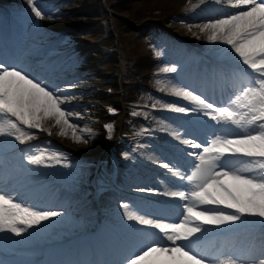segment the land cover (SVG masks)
<instances>
[{
  "label": "snow or ice",
  "instance_id": "obj_1",
  "mask_svg": "<svg viewBox=\"0 0 264 264\" xmlns=\"http://www.w3.org/2000/svg\"><path fill=\"white\" fill-rule=\"evenodd\" d=\"M207 2L188 0V9L195 10ZM213 2L226 3L237 11L195 27L209 43L226 46V53L238 58L230 76L232 90L226 101L217 103L187 86L156 80L160 91L190 107L156 100L151 105L153 109L205 117L212 124L200 120L186 121L180 127L162 124V130L174 141L191 149L180 150L190 158L189 167L183 170L171 161L162 162L159 166L170 174L167 181H161L163 190L140 187L136 191L178 201L176 205H165L178 208V218L142 213L122 203L127 221L152 231L140 233L137 244L123 256L121 264H264V241L258 260L251 246L227 252L213 250L206 243L210 229L240 233L259 226L264 235V0ZM27 4L35 19L53 18L37 0H27ZM177 71L176 66H163L158 75L169 76ZM59 92L39 76L0 62V141L26 145L36 139L35 131L51 136L52 128H57L59 136L70 134L75 143L87 144L86 136L92 130L80 129L72 117H82L64 107L75 97ZM108 111L114 112L112 108ZM48 122L51 127H45ZM105 127L111 139L113 125ZM23 158L34 166L70 167L64 154L48 148L29 149ZM62 215L60 211L26 205L13 192L0 189V235L24 237Z\"/></svg>",
  "mask_w": 264,
  "mask_h": 264
},
{
  "label": "rangeland",
  "instance_id": "obj_2",
  "mask_svg": "<svg viewBox=\"0 0 264 264\" xmlns=\"http://www.w3.org/2000/svg\"><path fill=\"white\" fill-rule=\"evenodd\" d=\"M78 1L79 2H77V3L71 2L70 4H73V7L81 6L79 9H81L82 11H84V10L89 11L90 10L91 12L92 11H94V12H92V13L86 12L89 14V15H86L88 17V19L86 17H84V18H80L79 20H75V21L72 20L71 21L72 26L73 25H79L78 23H82V21H84V20H86V21L83 22L84 23L83 25L88 24V23H97L96 21H98L99 18L101 21L100 24L101 23L106 24L109 22V19H110V11L113 14L118 15V17H119L116 20L117 23L114 22V27L116 30H118V32H116L115 34L111 32L109 35L103 36V34L101 32L102 29L96 28V31L91 30L92 33L89 34L88 32H90V31H88L85 33L86 35H83V36H87L86 38L89 37V38H92L93 40H96V41H94V43H96V44L98 43L97 40L100 43H103L105 45L102 49L104 55H106V51H108L109 53L111 52L110 47H111V45H115L116 41L122 45L124 43H129L130 41H135L136 39L141 40L142 35H139V33L137 31L138 30L137 27L140 23L145 24L147 21H153V22L157 23L156 21H158V20L162 21L165 18L172 16L175 12L178 11V9H171V8H167L166 6L157 5L155 3H152L150 0H124V2H121V4H118L117 1L113 2V0H112V4L114 6H111L109 4L108 0H78ZM0 2L2 3L3 0H0ZM41 2L43 3V7L46 8L48 14L50 12H54V11H63L67 7V5L61 4L58 0H41ZM103 4H106V6L108 5L107 8L109 7L108 8L109 11L105 12L104 14H101V10H98V9ZM96 12L98 15L96 14ZM96 16H98V17L95 19ZM167 21H169V20L164 21V23ZM73 27H71V28H73ZM82 29H79V30L84 31ZM84 29L87 30V27H84ZM67 31H69V28L63 30V32H67ZM79 35H81V34L74 36L71 40L74 42H78L79 38H80ZM142 43L146 46V50L142 48L143 47ZM80 44L81 43H77L76 45L79 46ZM145 46H144V48H145ZM140 49H141V51L140 50L137 51L138 54H137V52L134 54V57L132 60L133 62L131 64L132 65L131 68H133V71H134L136 66H138V67L141 66L140 67L141 70L147 71V72H143L141 70H138V68L136 69V71H138V75L142 76V79H140L139 83H141L142 86H145V85H147V81L149 79V78H147L149 75L148 74L149 70L147 68L143 69L145 62L142 63V60H144V57H141V56L142 55H148V53H156L157 50L154 48V46H152V44H150L149 40H144V41L141 40L140 41ZM111 56H114L113 57V61H114L115 55L111 54ZM98 57H100V56H98ZM75 63H80V62H75ZM68 77H70V76H68ZM101 78L102 77H99V81L101 84L100 88H99V90L101 89L100 91L99 90L96 91L94 89V86H92V88H80V87L76 86L74 82L67 83V84H73L76 86L75 91H77V92L73 93V91H70L71 92L70 95H72V97H75V98L78 95L79 101L83 100V101H81L82 106L88 107V108H85V110H84L85 113H82L83 118L87 122H91V121L97 122L99 120L98 119L99 116H97L98 113H100L102 111L101 113L106 115V111L108 108H112L119 103V102H116L118 99L114 98V96L117 94H120L121 90H119V87L117 85L115 86L114 81H112L114 79L111 80L110 78H106V77H103L104 79L103 78L101 79ZM67 79H65V80H67ZM104 81H105V83H104ZM109 81H110V83H109ZM149 82L151 83L152 79H150ZM149 82H148V84H149ZM132 84H134L133 81L129 80L127 85L124 86V94L125 95L129 94L130 96H132L133 92H134V94L137 92V86H131ZM67 86L68 85H66L65 88H67ZM97 87L95 86L96 89H97ZM104 91H106L108 93L105 101H103V102H102V100L98 101L97 97H101V95H104ZM65 94H66V92H65ZM64 96H66V95H64ZM125 104H127V102L124 103V105H123L124 107H125ZM95 107H97L99 109V112L96 114L97 117L96 116L94 117V115H93L94 114L93 109ZM117 107H119V106H117ZM115 120L117 121V118ZM99 122H100V120H99ZM47 124H48V127H51V122H48ZM93 125H96V123H94ZM100 125H101V127L104 128V123H102V124L100 123ZM102 135H104L103 132H102ZM58 153H62V152H58ZM61 171H66V170L64 167H62ZM60 174L61 173L58 172L56 176L59 178ZM51 233L52 232H50L49 230L47 231V234H51ZM39 235H40V237L41 236L44 237L45 233L43 231H41V232H39ZM241 238L243 239L244 235H242Z\"/></svg>",
  "mask_w": 264,
  "mask_h": 264
},
{
  "label": "bare ground",
  "instance_id": "obj_3",
  "mask_svg": "<svg viewBox=\"0 0 264 264\" xmlns=\"http://www.w3.org/2000/svg\"><path fill=\"white\" fill-rule=\"evenodd\" d=\"M150 1L152 3L157 4V5L166 6L167 8H171V9H178L181 5L183 6V4H184V8H187L188 9V0H150ZM196 2H197V0H193V3H196ZM17 3H20L21 4L22 1H18ZM214 4H216V3H214L213 0H208L207 3H205V4H203L200 7H198V8L195 9V10L198 11V13L196 15L208 13L209 10H210V8H211V6L214 5ZM80 7L81 6H78L77 9H79ZM73 9H76V8H73ZM67 11L70 12L71 9L70 10H67ZM89 13H92V12H89ZM70 14H76V13L74 11H71ZM72 20L75 21L77 19L73 16V17H70V19L68 21L65 20V23H62V22L55 23L53 20L48 19L47 17L43 21H40V20L35 19L34 16L33 17L31 16L29 22L31 23V25L40 28V33L41 34H46L49 37L50 35H52V33H50V31H56L57 30V33H59V32L62 33L63 30L68 29L71 26V25H69V23L71 24L72 23L71 22ZM164 26L167 27V28H169L171 33H175V34H177L179 36H184L185 35V38L186 39H189V36H191L192 38H196L194 32L189 31V26H184L182 24H178L177 21L176 22H173L172 19H170L169 21L165 22L164 23ZM190 26H192V25H190ZM81 52H82V49H81ZM81 59L84 62H87L88 61V58L87 57L85 59L84 58H81V57H78L77 59H74V63L75 62H79ZM66 76H70V75H66ZM97 78H99V76H97ZM78 80H79L78 76H75L74 75V76L68 77L67 80L62 81L61 83L63 85H68L67 83H72V82L77 83ZM104 83H105V81H104ZM92 84H94V82H92ZM100 85H101L100 82H98V83L95 84L96 87L98 86L97 89H96V91L99 90ZM97 100L98 101H101L102 99L100 97H97ZM118 101H121V98H119ZM96 126H97V123H96V125H93V124L91 126L90 125H86L84 127H79V128L80 129L90 128L91 130L98 131V126L97 127ZM91 132H93V131H91ZM54 134H55V136L61 142L66 143L67 145H69L72 142V141L71 142H64L66 139H70L69 137H61V136H58L56 132H54ZM86 139L88 140V143L87 144H83V143L78 144V143H76L77 144V149L79 150V152H78L79 154H77V155H79L78 158H83L84 155L87 154V152H86L87 149L91 148L92 146L96 147V146H98V145L101 144L100 143V136H99V138L96 139L94 137V134H88ZM71 149H75V148H71ZM75 155L76 154H74L73 157H75ZM89 215H90V211L88 210V216ZM79 226H80V224L76 225V224L70 222V225L66 229H68V233H73L74 231L80 230V228L82 226L81 227H79ZM77 227H79V228H77ZM210 232H214L213 229H210L208 233H210ZM223 239H225V237ZM236 239H237L236 240L237 243H240L239 248L244 249V250H247L250 246L254 248V246H252V244H251L252 242L250 241V238L247 239L248 241L247 240H243L242 238L240 240V238L237 236ZM45 242H42V245ZM224 242L226 243V242H229V241H224ZM5 243H6V241H4L3 244H1V243L0 244L2 246H5L4 245ZM256 246H257V248H254L255 249V251H254V258L258 260L257 257L261 256V253L259 251L260 244H257ZM225 248H226V246H221V249H225ZM4 256H5V254H4Z\"/></svg>",
  "mask_w": 264,
  "mask_h": 264
}]
</instances>
